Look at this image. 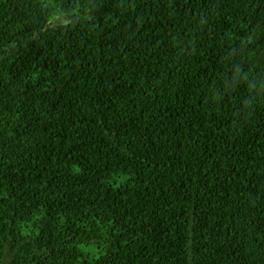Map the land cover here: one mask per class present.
Wrapping results in <instances>:
<instances>
[{"label": "trees", "instance_id": "trees-1", "mask_svg": "<svg viewBox=\"0 0 264 264\" xmlns=\"http://www.w3.org/2000/svg\"><path fill=\"white\" fill-rule=\"evenodd\" d=\"M0 264H264V0H0Z\"/></svg>", "mask_w": 264, "mask_h": 264}]
</instances>
